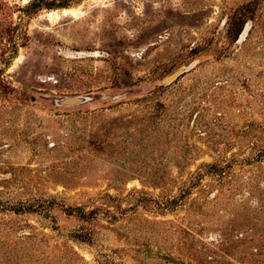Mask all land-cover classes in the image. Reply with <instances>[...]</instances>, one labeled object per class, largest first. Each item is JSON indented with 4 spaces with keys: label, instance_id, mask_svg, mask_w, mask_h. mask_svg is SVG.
<instances>
[{
    "label": "rangeland",
    "instance_id": "1",
    "mask_svg": "<svg viewBox=\"0 0 264 264\" xmlns=\"http://www.w3.org/2000/svg\"><path fill=\"white\" fill-rule=\"evenodd\" d=\"M0 264H264V0H0Z\"/></svg>",
    "mask_w": 264,
    "mask_h": 264
},
{
    "label": "water",
    "instance_id": "2",
    "mask_svg": "<svg viewBox=\"0 0 264 264\" xmlns=\"http://www.w3.org/2000/svg\"><path fill=\"white\" fill-rule=\"evenodd\" d=\"M181 73V70H177L176 72H174L173 74H171L169 77H167L164 82H169L171 81L172 79H174L176 76H178L179 74ZM84 98H70V99H67V100H63L61 101V103H78V102H81L83 101Z\"/></svg>",
    "mask_w": 264,
    "mask_h": 264
},
{
    "label": "trees",
    "instance_id": "3",
    "mask_svg": "<svg viewBox=\"0 0 264 264\" xmlns=\"http://www.w3.org/2000/svg\"><path fill=\"white\" fill-rule=\"evenodd\" d=\"M80 215H81V216L84 215L82 211H80Z\"/></svg>",
    "mask_w": 264,
    "mask_h": 264
},
{
    "label": "bare ground",
    "instance_id": "4",
    "mask_svg": "<svg viewBox=\"0 0 264 264\" xmlns=\"http://www.w3.org/2000/svg\"><path fill=\"white\" fill-rule=\"evenodd\" d=\"M57 15V14H56Z\"/></svg>",
    "mask_w": 264,
    "mask_h": 264
}]
</instances>
